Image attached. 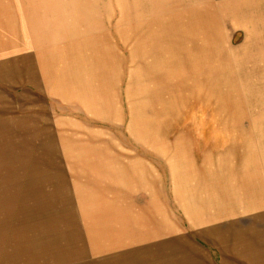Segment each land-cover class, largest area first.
<instances>
[{
  "label": "rangeland",
  "instance_id": "374dc122",
  "mask_svg": "<svg viewBox=\"0 0 264 264\" xmlns=\"http://www.w3.org/2000/svg\"><path fill=\"white\" fill-rule=\"evenodd\" d=\"M214 197L264 210V0H0V264H81L118 214L182 229Z\"/></svg>",
  "mask_w": 264,
  "mask_h": 264
},
{
  "label": "crops",
  "instance_id": "0c3cea01",
  "mask_svg": "<svg viewBox=\"0 0 264 264\" xmlns=\"http://www.w3.org/2000/svg\"><path fill=\"white\" fill-rule=\"evenodd\" d=\"M186 18L193 21L192 31L183 35L186 55L191 58V52L197 51L201 19L194 13ZM174 34L177 37V31ZM32 72L26 79L34 86L36 70ZM196 85L189 87L200 93ZM226 186L235 187L230 183ZM221 201L214 197L210 215L189 216L182 229H174L172 215L166 213L118 214V241L111 245L102 241L100 257L94 256L91 243L85 246L81 264H264V210L234 208L221 212ZM123 234L129 237L127 241L120 240Z\"/></svg>",
  "mask_w": 264,
  "mask_h": 264
},
{
  "label": "bare ground",
  "instance_id": "6f19581e",
  "mask_svg": "<svg viewBox=\"0 0 264 264\" xmlns=\"http://www.w3.org/2000/svg\"><path fill=\"white\" fill-rule=\"evenodd\" d=\"M166 44V43H165Z\"/></svg>",
  "mask_w": 264,
  "mask_h": 264
}]
</instances>
